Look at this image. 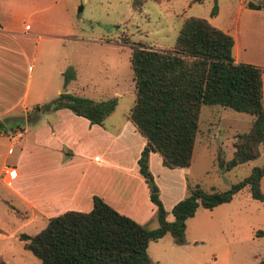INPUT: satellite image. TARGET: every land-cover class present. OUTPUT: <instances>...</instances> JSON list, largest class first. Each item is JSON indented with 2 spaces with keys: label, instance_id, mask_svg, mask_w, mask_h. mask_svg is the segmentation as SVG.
<instances>
[{
  "label": "trees",
  "instance_id": "1",
  "mask_svg": "<svg viewBox=\"0 0 264 264\" xmlns=\"http://www.w3.org/2000/svg\"><path fill=\"white\" fill-rule=\"evenodd\" d=\"M134 2L140 4L139 0ZM248 5L260 7L254 3ZM210 13H216L215 3ZM232 43L229 33L205 17L188 15L170 47L155 48L139 43L131 47L129 65L134 99L127 115L144 137L136 162L150 190L156 225L147 227L92 195L88 211L67 209L48 217L37 232L18 234L23 247L38 258V264H156L147 255L148 241L169 232L175 242L182 243L185 219L198 205L211 208L228 201L245 185L252 197L264 202V193L259 189L264 163L253 166L246 176L224 190L208 191L198 184L189 187L188 193L171 205L170 220L165 217L157 192L151 191L148 153L157 151L166 167L187 166L202 104H217L253 115L249 128L235 133L232 155L224 161V168L255 158L260 146L264 147L263 68L234 61ZM61 73L64 86L74 76V70L68 65ZM115 103L114 97L93 99L62 90L42 104H33L27 118L33 121L41 111L67 107L90 123L101 124ZM3 127L0 122V129ZM7 204L16 214L23 215ZM257 264H264V258Z\"/></svg>",
  "mask_w": 264,
  "mask_h": 264
},
{
  "label": "crops",
  "instance_id": "2",
  "mask_svg": "<svg viewBox=\"0 0 264 264\" xmlns=\"http://www.w3.org/2000/svg\"><path fill=\"white\" fill-rule=\"evenodd\" d=\"M246 4L232 29L220 28L232 36L234 61L263 68L264 111V7ZM55 5L56 0H0V119L8 118L4 126L13 130L9 134L0 131V138L11 142L0 150V180L10 186L0 189V198L23 212L21 216L8 207L21 219L20 226L6 231L0 225V239L5 242L0 246V264H22L21 257H32L18 238L20 232L33 234L48 217L67 209L88 211L92 195L145 226L156 224L150 190L136 162L144 137L128 118V111L117 114L112 110L101 124L90 123L67 107L41 111L33 121L27 118L33 104H42L62 91L61 72L68 64L60 51L55 60L48 55L52 46L61 45L70 35L46 26L61 23L60 7ZM40 40L44 41L43 55L33 75ZM63 90L74 92L65 85ZM12 143L15 154L8 162ZM152 162L162 166L157 151L148 153L149 170ZM3 164L8 168L3 170ZM158 196L168 219L176 199ZM38 218L42 225L36 224ZM30 223H35L31 231L23 229ZM10 240L18 243L15 248Z\"/></svg>",
  "mask_w": 264,
  "mask_h": 264
},
{
  "label": "rangeland",
  "instance_id": "3",
  "mask_svg": "<svg viewBox=\"0 0 264 264\" xmlns=\"http://www.w3.org/2000/svg\"><path fill=\"white\" fill-rule=\"evenodd\" d=\"M139 2L138 6L134 0H56L55 6L61 10V23L46 25L49 29L59 28L70 35V39L61 45L52 46L48 55L55 60L60 51L66 63L72 66L74 76L65 83V87L74 91L72 93L93 99L114 97L116 103L112 110L117 114L126 113L134 99L133 73L129 65L133 45L170 47L183 18L188 15L203 16L216 27L232 29L246 3L264 7V0ZM214 3L216 13L211 14ZM43 42L40 40L37 45L33 75L43 55ZM61 89H64L63 78ZM252 118L248 112L217 104H202L189 164L170 169L152 162L151 191L154 189L164 200L175 198L177 201L195 184L208 191L224 190L246 176L253 166L262 165L264 147L260 146V153L255 158L229 168L223 167L224 161L232 155L235 133L247 130ZM7 119L1 118L0 122L6 125ZM1 130L8 134L13 131L9 125ZM9 142L8 138H0V150L3 151ZM11 149L13 151L7 154L8 162L15 154L14 143ZM2 188L9 189L10 186L0 180ZM259 189L264 193V170L259 178ZM9 197L17 201L13 196ZM8 207L7 202L0 198V225L6 231H12L20 226L21 219L16 218ZM168 219H172L170 212ZM34 224H26L23 229L31 231ZM36 224L42 225L39 218ZM10 242L13 248L18 244L13 240ZM3 244L4 240L0 239V246ZM146 252L156 264H257L264 258V202L252 197L245 185L228 201L211 208L198 205L185 219L182 243L175 242L171 234L165 232L148 241ZM29 254L32 257H21L22 264L36 263L37 257Z\"/></svg>",
  "mask_w": 264,
  "mask_h": 264
},
{
  "label": "built area",
  "instance_id": "4",
  "mask_svg": "<svg viewBox=\"0 0 264 264\" xmlns=\"http://www.w3.org/2000/svg\"><path fill=\"white\" fill-rule=\"evenodd\" d=\"M7 168H8V165L3 164L2 169L5 170V169H7Z\"/></svg>",
  "mask_w": 264,
  "mask_h": 264
},
{
  "label": "water",
  "instance_id": "5",
  "mask_svg": "<svg viewBox=\"0 0 264 264\" xmlns=\"http://www.w3.org/2000/svg\"><path fill=\"white\" fill-rule=\"evenodd\" d=\"M153 191H154V189H153Z\"/></svg>",
  "mask_w": 264,
  "mask_h": 264
}]
</instances>
